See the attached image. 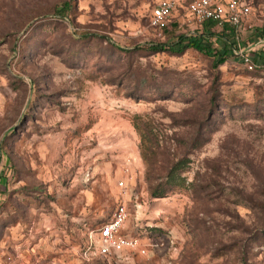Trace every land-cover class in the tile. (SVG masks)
Masks as SVG:
<instances>
[{
	"label": "rangeland",
	"instance_id": "rangeland-1",
	"mask_svg": "<svg viewBox=\"0 0 264 264\" xmlns=\"http://www.w3.org/2000/svg\"><path fill=\"white\" fill-rule=\"evenodd\" d=\"M63 1L0 0V264H264V79L242 65L240 36L205 34L212 54L227 51L214 69L192 47L143 49L201 34L183 8L159 31L149 25L159 0H73L62 13ZM246 1L250 36L264 39V0ZM260 43L251 54L264 59ZM162 68L182 85L169 99L142 83ZM215 74L208 141L184 173L191 187L150 197L132 117L177 147L185 93H196L191 105L205 99ZM120 201L124 233L147 254L87 259L88 235Z\"/></svg>",
	"mask_w": 264,
	"mask_h": 264
},
{
	"label": "trees",
	"instance_id": "trees-1",
	"mask_svg": "<svg viewBox=\"0 0 264 264\" xmlns=\"http://www.w3.org/2000/svg\"><path fill=\"white\" fill-rule=\"evenodd\" d=\"M72 1L73 0L63 1L61 8L58 11L62 13L70 11L73 7ZM214 28H216L215 23L209 21L203 25V30L196 39L187 40L184 35H179L177 36V41L171 44H152L143 49L149 53L166 50L170 53L179 54L187 47H192L193 49L204 52L209 56L211 54L213 58L212 67L216 69L228 57L227 51L224 53L215 52L212 54L208 46L204 45L203 41H201L205 38L206 33H210V35L207 36L214 35ZM229 31L230 29L227 26H224L220 32L221 34H225ZM127 52L131 53L133 51L129 50ZM174 74L175 72L162 68V70L157 71L154 75H144L142 83H145L146 88L157 90L160 96L158 99H169L170 96H173L175 90H180L179 88L182 86L180 85V79ZM218 80L219 75L215 74L212 79V85L206 92V94L209 92V95L201 101H196V104L194 105L191 104L195 99L196 93H193V91L189 92V94L185 93V103H190L191 107L194 106V110L191 111L192 108L190 107L191 110L188 109L189 112L182 115L180 114V117L172 118L173 126L171 125V127L189 129L187 131L188 135L186 140L175 139L177 145L175 148H171L170 145L167 146L166 143L161 142L158 138L148 139L146 129L151 133L154 129L152 123L143 122L140 115H134L132 117V125L140 134L142 140L140 154L145 165L144 179L147 183L150 197H165L174 192L187 191L191 187L192 184L187 181L184 173L188 170L190 162L189 155L201 148L208 141L210 133L208 128L217 104ZM137 96L144 95L138 94ZM262 209V213L264 214V204Z\"/></svg>",
	"mask_w": 264,
	"mask_h": 264
},
{
	"label": "built area",
	"instance_id": "built-area-1",
	"mask_svg": "<svg viewBox=\"0 0 264 264\" xmlns=\"http://www.w3.org/2000/svg\"><path fill=\"white\" fill-rule=\"evenodd\" d=\"M179 8H183L189 16V22L201 30L206 22L211 21L220 30L227 26L229 33L238 38L253 28L249 22L253 8L246 0H159L151 9L149 25L161 31L172 12ZM240 60L247 71H260L264 79V59L252 55L245 45L240 47ZM118 185L123 188V181L119 180ZM127 217V206L120 201L109 219L88 235L85 257L88 259L90 255L110 256L123 252L146 255L148 246L139 237L128 236L123 232Z\"/></svg>",
	"mask_w": 264,
	"mask_h": 264
},
{
	"label": "crops",
	"instance_id": "crops-1",
	"mask_svg": "<svg viewBox=\"0 0 264 264\" xmlns=\"http://www.w3.org/2000/svg\"><path fill=\"white\" fill-rule=\"evenodd\" d=\"M251 19V18H250ZM250 33H251V31H246V32H243L242 34H241V36H240V46H241V44H243V46L245 45V44H247V45H245V46H247L252 52H254V50H259V47L257 48V46H258V44H261L260 42L261 41H264V39H258L257 38V35H255V34H252L251 36H250ZM246 36H248V39H246V40H244V38L246 37ZM241 41H247V42H242L241 43ZM258 52V51H257ZM254 53H256V52H254ZM252 55H254V54H252ZM254 56H256V54L254 55ZM257 57V56H256ZM126 231V228L123 230V232H125ZM87 243H88V240H87ZM95 256V255H94Z\"/></svg>",
	"mask_w": 264,
	"mask_h": 264
}]
</instances>
